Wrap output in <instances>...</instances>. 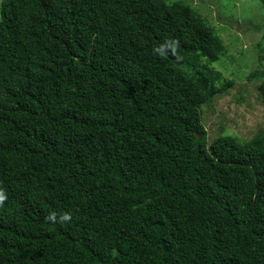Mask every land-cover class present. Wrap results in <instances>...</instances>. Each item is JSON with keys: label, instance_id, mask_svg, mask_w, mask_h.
<instances>
[{"label": "trees", "instance_id": "16d2710c", "mask_svg": "<svg viewBox=\"0 0 264 264\" xmlns=\"http://www.w3.org/2000/svg\"><path fill=\"white\" fill-rule=\"evenodd\" d=\"M216 31L182 1L0 0V264H264V127L202 123Z\"/></svg>", "mask_w": 264, "mask_h": 264}, {"label": "rangeland", "instance_id": "374dc122", "mask_svg": "<svg viewBox=\"0 0 264 264\" xmlns=\"http://www.w3.org/2000/svg\"><path fill=\"white\" fill-rule=\"evenodd\" d=\"M173 1L197 10L216 28L225 45L224 53L213 65L226 79H232V84L202 107L207 139L220 133L241 140L251 138L264 127L259 80L250 76L256 69L264 73V5L260 0H167ZM249 19H254L253 25L246 22Z\"/></svg>", "mask_w": 264, "mask_h": 264}, {"label": "clouds", "instance_id": "9594fccd", "mask_svg": "<svg viewBox=\"0 0 264 264\" xmlns=\"http://www.w3.org/2000/svg\"><path fill=\"white\" fill-rule=\"evenodd\" d=\"M0 199H3V196L0 195ZM54 218V217H53ZM65 219H70V217H68L67 215L64 217Z\"/></svg>", "mask_w": 264, "mask_h": 264}]
</instances>
